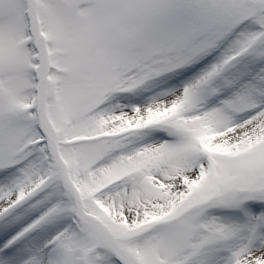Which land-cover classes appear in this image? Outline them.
I'll use <instances>...</instances> for the list:
<instances>
[{
	"label": "snow or ice",
	"instance_id": "snow-or-ice-1",
	"mask_svg": "<svg viewBox=\"0 0 264 264\" xmlns=\"http://www.w3.org/2000/svg\"><path fill=\"white\" fill-rule=\"evenodd\" d=\"M0 264H264V0H0Z\"/></svg>",
	"mask_w": 264,
	"mask_h": 264
}]
</instances>
